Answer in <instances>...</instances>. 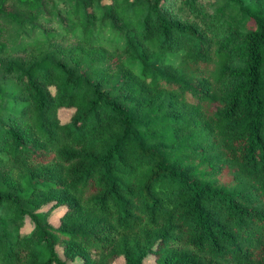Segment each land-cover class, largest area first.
<instances>
[{"label":"trees","instance_id":"trees-1","mask_svg":"<svg viewBox=\"0 0 264 264\" xmlns=\"http://www.w3.org/2000/svg\"><path fill=\"white\" fill-rule=\"evenodd\" d=\"M76 259L264 264V0H0V264Z\"/></svg>","mask_w":264,"mask_h":264},{"label":"rangeland","instance_id":"rangeland-1","mask_svg":"<svg viewBox=\"0 0 264 264\" xmlns=\"http://www.w3.org/2000/svg\"><path fill=\"white\" fill-rule=\"evenodd\" d=\"M72 115V111L70 110H66V109H62L58 112V117H59V120L62 122V123H65L69 120V118L71 117ZM51 221L53 224H57V217H52L51 218ZM26 229H29V226L27 225L26 226ZM70 264H83L82 260L81 259H76L73 263H70ZM114 264H123V260L122 259H118L115 261ZM148 264H153L152 263V259H149L148 260Z\"/></svg>","mask_w":264,"mask_h":264}]
</instances>
